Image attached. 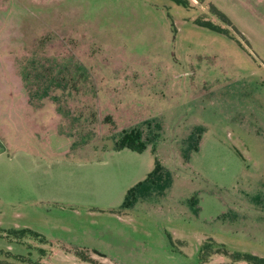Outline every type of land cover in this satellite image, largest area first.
<instances>
[{"label":"rangeland","instance_id":"374dc122","mask_svg":"<svg viewBox=\"0 0 264 264\" xmlns=\"http://www.w3.org/2000/svg\"><path fill=\"white\" fill-rule=\"evenodd\" d=\"M186 1L0 0V264L264 258V0ZM153 158L187 222L122 206Z\"/></svg>","mask_w":264,"mask_h":264},{"label":"crops","instance_id":"0c3cea01","mask_svg":"<svg viewBox=\"0 0 264 264\" xmlns=\"http://www.w3.org/2000/svg\"><path fill=\"white\" fill-rule=\"evenodd\" d=\"M28 109V110H27ZM27 111V112H26ZM26 123L29 124L36 120H41L45 121L47 116L45 115L46 112H51V113H56L55 108L51 107L50 105L45 106L44 104H38L36 106L34 105H29V108H26ZM34 113H38L39 116H34ZM59 117V115H58ZM42 123V122H41ZM46 124V123H45ZM127 149L128 151H133L137 152L139 154H142V152L146 149H144L141 152L131 150L129 148H123L121 150ZM29 151V150H28ZM59 154L57 158L54 160L56 161V164L60 167L55 170H49L45 171L43 173L42 179V185L45 184L46 186H50L51 183V177H61V176H66V172L63 168L66 169L65 165L70 161V163H74L76 165H85V163H82V159H64L61 158L65 155V152H56ZM61 153V155H60ZM32 160L31 163V168L34 166H39L41 163H50L47 159L46 156L42 155H34L33 157H30ZM159 160H154L153 162L148 165V167L142 172L141 174V179L138 180L137 182V188L134 187L133 193H135V196L133 197L134 199L131 201L128 209H131L135 214H139L140 218H142L141 222H145L144 218L148 217L150 218L151 216H156L159 219L166 218V220L169 221H175L178 218H183L184 221H188L187 218H189V193L184 195V200H179L178 202L176 201L177 193H175L176 186L174 185V180L170 178V180L167 181L168 184H165V178L163 177V172L159 168V170L155 171V162ZM160 167V165H159ZM50 178L47 182V179ZM163 181L165 185L160 186V183ZM52 184V183H51ZM56 184V183H54ZM133 189V188H131ZM128 192V191H127ZM137 196V197H136ZM180 203V206H179ZM191 204V203H190ZM124 207L125 202L123 203ZM137 209V210H136ZM174 216V217H172ZM170 218V219H169ZM94 258L93 256H90ZM96 259V258H95Z\"/></svg>","mask_w":264,"mask_h":264},{"label":"trees","instance_id":"16d2710c","mask_svg":"<svg viewBox=\"0 0 264 264\" xmlns=\"http://www.w3.org/2000/svg\"><path fill=\"white\" fill-rule=\"evenodd\" d=\"M177 3L180 4H184L187 5V1L186 0H175ZM203 24L214 28V29H218V27L213 24L211 21H204ZM118 146L123 149V148H129L131 150L134 151H138L141 152L146 148V144L145 142H143L141 140V134L138 130H130V131H125V134L120 138L119 142H118ZM159 170V164L157 161L156 167H155V171ZM134 188L130 189L127 192L126 195V200H125V205L128 206L130 204L129 198L130 196L133 194ZM250 259H252L254 261V264H264V258H260L258 256L255 255H250L248 256ZM86 261L98 264L99 262L97 260H95L92 257H87ZM100 264V263H99Z\"/></svg>","mask_w":264,"mask_h":264}]
</instances>
